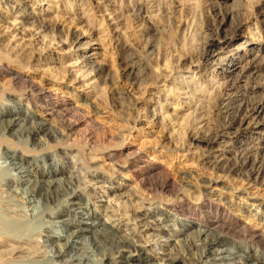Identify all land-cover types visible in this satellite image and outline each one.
Instances as JSON below:
<instances>
[{
	"label": "bare ground",
	"instance_id": "obj_1",
	"mask_svg": "<svg viewBox=\"0 0 264 264\" xmlns=\"http://www.w3.org/2000/svg\"><path fill=\"white\" fill-rule=\"evenodd\" d=\"M31 1H1L0 27L7 24L5 27L17 32L16 36L21 35V39L58 36L61 30L57 22L42 18L35 10H28L33 7ZM90 2L93 8L109 11L105 18L113 21L107 25L111 41L116 42V60L134 88L151 79L148 69L152 66L145 53L141 54L144 47L140 46L142 52L137 51L124 41L123 21L132 15L137 23L143 20L141 23L153 22L151 28L159 30L160 22L175 21L178 13L189 21L192 15L200 17L199 14H203L199 10L201 7H204L202 12L205 8L207 11L212 9L218 19L214 34L212 30L207 38L197 39L194 45H190L203 55L207 54L204 56V71H194L196 79L191 83L194 92L198 91L199 79L202 83L203 80L209 85L212 83L213 89L206 94L208 104L202 103L196 113L183 117L179 127L183 124L190 141L205 146L201 152L206 164L214 169L224 168L232 174L243 173L249 180L264 184V40L257 45L252 34L248 33L236 45H231V40L247 25V13L264 0ZM86 4L85 1L73 2L71 7L80 9L74 17L77 23L88 26L90 18ZM168 4L174 8L172 16L168 15ZM2 13L14 17V20L5 21ZM262 22L256 28L264 36V20ZM141 26L136 27L135 33L143 30ZM26 30H29L27 35ZM87 30L91 32L92 28ZM87 30L79 34L75 32L76 40H72L82 55L83 67L92 64L99 54L98 48L93 46L95 43L84 41ZM215 40L218 49L213 51ZM23 47H18L16 56H22ZM181 59L182 55L171 72H163L169 67L167 63L160 65L157 75L151 69L153 79L172 78L173 72L178 73L176 68ZM90 69L97 75L106 69V65ZM13 74L11 69L0 66V75H9L10 80ZM112 95H118V91H112ZM49 98L34 84L17 100L0 96V264H264L263 236L248 226L225 220L220 216L221 206H216L214 215L183 219L186 216L183 215L184 209L213 208L207 190L200 191V196L194 199L182 190L169 198L164 197L159 205L155 197L146 198L134 189L124 188L122 182L103 173L97 165L103 156L112 161L114 172L130 165L133 172L141 173L140 168H133L141 157L137 151H125V160L120 163L117 157L121 156V151L118 153V150L93 153V147H88L83 154L79 149L62 145L68 132L76 126L70 123L63 130L53 122L69 115L74 107L72 103ZM24 99L28 101L26 108ZM34 107L39 108L44 118L37 116ZM152 114L157 115L155 109ZM57 148L62 151L55 152ZM57 155L64 159L57 158ZM96 183L100 185L96 187ZM208 183L202 182L204 187H208ZM90 189H98L100 194L110 189L112 199L101 204L104 201L102 195L96 196ZM254 204L261 210L264 207L258 200H254ZM155 211H160L161 215L151 219ZM178 222L180 225L173 227ZM231 229L238 233L246 247L227 237L226 232ZM253 244H259L261 252L254 253ZM169 245L172 247L162 253L161 262L154 261L151 251Z\"/></svg>",
	"mask_w": 264,
	"mask_h": 264
},
{
	"label": "rangeland",
	"instance_id": "obj_2",
	"mask_svg": "<svg viewBox=\"0 0 264 264\" xmlns=\"http://www.w3.org/2000/svg\"><path fill=\"white\" fill-rule=\"evenodd\" d=\"M80 1L87 3L89 13L87 16L91 20H89L88 26L78 24L74 18L80 9L71 7V5L73 2L78 4ZM90 1H31L33 9L29 7V11L35 10L41 14L42 18L57 22L61 32L58 36H54L55 38L45 36V38L33 40L26 36L27 38L21 39V35L16 36L17 32L5 27L7 24L0 27V66H6L14 72L10 80L8 79L9 75L6 77L0 75L1 98L17 100L24 96L34 84L44 90L47 96L51 97L49 99L58 98V102L72 103L74 109L69 115L60 117L61 119L57 118V121L53 122L56 126L60 125L59 127L63 130L70 123L76 126L68 132L62 145L79 149L83 154H86L88 147H93V153L118 150V153L121 151V156L117 157L121 161L120 163L125 160V151L135 150L141 157L133 164V168H140L141 173L133 172L129 168L130 165L121 167L114 172L112 161L103 156L97 161V165L103 173L122 182L124 188L134 189L146 198L155 197L154 199L159 205L163 202L164 197L169 198L182 190L193 199L200 196V191L207 190V197L212 202L210 204H213V210L209 207H196L197 209L189 211L184 209L183 215L186 216L183 219H186L187 216L199 218L208 214L214 215L217 212L216 206H221V217L229 222H237V225L248 226L261 234L264 241V207H261V210L254 204V200H258L264 205V184L249 180L243 173L232 174L224 168L214 169L210 164H206L202 159L203 153L201 152L205 146L190 141L186 138L183 124L179 127L183 122V117L197 112L196 109L202 103L208 104L207 95L212 91L208 93V90L213 89L212 83L209 85L208 81L204 80L202 83V79L197 81L198 91L194 92V86H192L196 79L194 71H198V69L204 71V56L207 55H203L200 50H195L194 41L205 39L204 37L207 38L212 32L214 34L215 23L218 19L214 16L212 9L207 11L205 8V11L202 12L204 7H201L199 10L203 14H199L200 17L192 15L189 21L184 19L182 13H178V16L175 15L177 17H175V21L169 19V21L160 22L159 30L151 28V25L154 27L153 22L141 23L143 20L137 23V19L132 15L123 21L124 26L121 29L124 41L137 51L144 50L143 53H140L143 55L145 53L155 75L163 63H167L169 66L163 72L166 70L171 72L175 62L181 55L183 56L181 64L176 68L178 73L173 72L172 78L170 76L169 78L153 79L154 75H151V69H148L151 79L147 80L143 86L134 88L126 80L119 69V61L116 60V53H114L116 42L111 41L107 25V22L112 23L113 21L108 17L105 18V13L109 11L104 12L93 8ZM119 1L121 2V0ZM168 5H166L170 11H168V15L172 16L174 8L171 7L172 4ZM252 10L245 17L248 21L247 25L240 30L241 34L231 40V45H236L248 33L252 34L257 45L262 43L260 40H264V36L256 28L257 24H263L264 2ZM258 11L259 14H257ZM2 14L5 21L14 20V17ZM133 21L135 22L133 23ZM139 24H142L143 30L135 33ZM88 28H92V31L89 32ZM86 30L84 41L95 43L93 46L98 48L99 54L93 59L92 64L83 67L82 55L77 51L78 48H75L74 41L76 39L73 34L75 32L83 33ZM28 32L29 30H26V35ZM214 43L213 51L218 49V41L215 40ZM150 44L154 46L150 47ZM22 45L25 47H23V53L21 51L22 56L18 57L15 55V51L19 52L18 47ZM140 46L144 47L143 50ZM35 53L37 54L34 55ZM102 64L106 65V69L97 75L95 70L90 69L92 66L97 67ZM114 90L118 91V95H112ZM115 98H119V100ZM27 105L28 101L24 99L23 106L26 108ZM154 109L157 113L155 117L152 114ZM33 110L38 112L37 116L44 118L43 114L38 111L39 108L34 107ZM54 151L58 152L62 149L57 148ZM70 152L77 151L71 150ZM56 157L60 159L61 156L57 155ZM138 165H142V167ZM203 181L209 182L208 187L203 186ZM98 185L100 183L95 184L96 187ZM90 192L96 196L102 195L104 201L101 204L112 199L109 196L112 193L110 189L104 194H100L98 189H90ZM160 215V211H155L151 219H156ZM179 225V222L174 223L173 227ZM226 235L246 247V243L240 239L236 231L231 229L226 232ZM171 247L172 245L166 246V249L159 247L153 249L151 251L155 256L153 260L161 262L159 258L163 256L162 253H167ZM252 248L254 253H258L261 252L262 247L259 244H253ZM130 262L138 263L140 261L131 260Z\"/></svg>",
	"mask_w": 264,
	"mask_h": 264
}]
</instances>
